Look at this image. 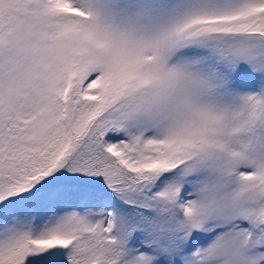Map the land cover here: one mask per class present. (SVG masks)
Instances as JSON below:
<instances>
[{
  "label": "snow or ice",
  "instance_id": "obj_1",
  "mask_svg": "<svg viewBox=\"0 0 264 264\" xmlns=\"http://www.w3.org/2000/svg\"><path fill=\"white\" fill-rule=\"evenodd\" d=\"M0 264H264V0H0Z\"/></svg>",
  "mask_w": 264,
  "mask_h": 264
}]
</instances>
